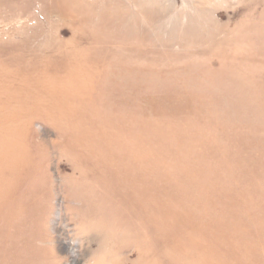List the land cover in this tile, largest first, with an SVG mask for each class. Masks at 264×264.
<instances>
[{
    "label": "rangeland",
    "instance_id": "374dc122",
    "mask_svg": "<svg viewBox=\"0 0 264 264\" xmlns=\"http://www.w3.org/2000/svg\"><path fill=\"white\" fill-rule=\"evenodd\" d=\"M0 264H264V0H0Z\"/></svg>",
    "mask_w": 264,
    "mask_h": 264
}]
</instances>
